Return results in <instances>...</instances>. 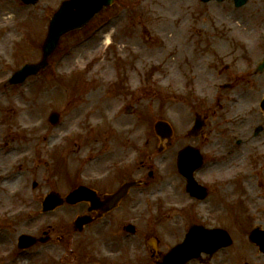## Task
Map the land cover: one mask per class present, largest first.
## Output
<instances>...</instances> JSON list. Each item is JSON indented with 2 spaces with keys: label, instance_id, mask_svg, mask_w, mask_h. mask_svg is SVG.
<instances>
[{
  "label": "rangeland",
  "instance_id": "1",
  "mask_svg": "<svg viewBox=\"0 0 264 264\" xmlns=\"http://www.w3.org/2000/svg\"><path fill=\"white\" fill-rule=\"evenodd\" d=\"M60 1L38 0L25 5L19 0H0V85L24 62L41 58L48 20ZM226 14L224 4L212 2L116 0L82 29L65 34L43 71L4 89L9 93L7 98L0 97V123L4 124L0 126V140L15 136L10 144L19 148L24 144L21 132L29 128L36 131H31L33 141L26 153L2 157L3 166L0 162V264H86L87 233L78 234L71 225L83 212L82 204H63L43 212L40 200L50 189L63 196L69 185L81 183L87 175H112L121 158L136 154L140 160L149 150L150 169L163 184L161 193L150 192V236L158 239L160 252L180 241L191 223L222 226L236 234L248 233L255 225L264 229V135L256 152L244 163L235 161L233 167L220 172H229L233 181L227 176L221 181L212 168L211 136L204 142L187 134L195 110L202 105L210 104L219 117L224 114L215 105L219 99L214 95L200 97L198 82L191 80L196 75L192 74L196 69L191 62L200 58L198 49L206 41L241 42L243 49L233 57L240 64H248L245 70L254 68L264 55V41L259 35H255L259 42L254 43L246 40L245 30H228L222 19ZM227 31L232 34L219 35ZM105 35L109 42H105ZM170 51H179L172 66L166 63ZM256 77L264 82V74L251 78ZM263 96L264 90L249 98L246 125L264 124L259 107ZM199 100L204 101L201 106ZM232 101L224 102L227 110L236 107ZM52 110L60 114L58 125L48 122ZM216 115L208 116L206 133L218 121ZM158 119L167 120L174 130L173 138L163 142L161 151L153 131ZM56 135L55 143L48 145ZM187 144L199 147L204 157L196 178H208L206 182H212L213 187L227 184L218 200L227 204L225 207L210 211L209 200L197 202L184 190L176 156ZM103 150L112 154L100 158ZM8 173L12 177L6 181ZM33 181H38L37 188L32 187ZM175 195L187 205L175 206ZM22 233H46L51 241L18 255L15 243ZM143 249L140 244L141 252ZM139 264H146V258H139ZM150 264H159L151 247Z\"/></svg>",
  "mask_w": 264,
  "mask_h": 264
},
{
  "label": "flooded vegetation",
  "instance_id": "2",
  "mask_svg": "<svg viewBox=\"0 0 264 264\" xmlns=\"http://www.w3.org/2000/svg\"><path fill=\"white\" fill-rule=\"evenodd\" d=\"M193 1L197 3L200 0ZM211 2L226 6L227 14L222 19L227 24L228 30H245L249 37L246 40L249 42L256 41L255 35H259L257 37L264 41V0H212ZM253 30L256 31L253 33ZM225 34L231 35L232 31L219 32V35ZM258 42L259 40L254 43ZM200 44L203 43L200 42ZM202 47L198 49L200 58H195L194 62H191L196 69V73H192L196 75L191 76V80L198 82L196 86L197 91L199 89L202 95L200 97L205 99L214 95L217 100L219 99V103L217 102L215 105H219V109L223 110L224 114L220 117L217 116L216 111L208 103L209 106H205V104L195 110V113L199 114L204 122L203 128L197 132L196 138L206 142L211 136L213 139L211 162L212 168L216 169L215 177L222 181L223 177L227 176L233 181V176L229 175V172L221 175L220 172L233 167L235 161L240 164L244 163L249 154L256 152L258 142L264 135V124L257 123L253 127L246 125L250 119L246 109L249 98L264 90L262 80L257 77L255 80L251 78L252 75L264 74V70L258 71V64L262 62L264 55L259 58L254 68L248 67L245 70L244 67L248 64L245 62L240 64L239 61H234L233 57L234 53L237 55L236 51L243 49L241 42L218 44L215 41H206ZM178 52L176 54L175 51H170L167 54L166 63L172 66ZM246 53L245 50L243 55L245 56ZM225 57H230V60H224ZM8 93L2 90L0 97L7 98ZM230 98H233L232 102L236 104V107L227 110L224 102L230 101ZM202 103L204 101L199 100L198 105ZM210 115L214 117L216 115L218 121L206 133L204 128L208 124L206 120ZM3 125V122L0 123V126ZM31 131H36V129L29 128L21 132L24 144H21L19 148L10 144L16 140L15 136L12 138L9 136V139H5V141L0 140L2 166L4 164L2 157L12 155V153H26L31 148L29 147L33 141ZM148 141L146 140L145 144H148ZM127 144L128 147H131L130 143ZM164 146L161 148L163 149ZM243 149L245 150L237 153ZM110 154H112L110 150H103L100 158L109 157ZM137 159L138 155L136 154L126 157L124 160L121 158L115 167L116 170L112 171V175L102 173L87 175L81 183L68 186L69 189H73L84 185L87 192L91 194V198L80 203L82 204V213L89 215L91 220L83 226L80 232H77L78 234L87 233V240H85L86 264H139V258H146V264H150V192L161 193L163 184L161 181L158 183V180L162 178H157L154 171L150 169V150L142 159ZM244 170L242 169V174ZM1 172L2 170H0ZM10 174L12 173L7 175ZM224 179L227 181V178ZM208 180V178L198 179V182L206 187V197L204 199L191 198L197 202L209 200L210 211L213 207L216 209L218 206L225 207L227 204L220 203L218 200L221 199V192L226 189L227 184L219 183L213 187L212 182H206ZM167 182L170 184L169 180ZM37 183L38 181H33L32 187L37 188ZM157 184L161 185L156 187ZM124 185H127L126 193L118 200L116 206L101 216H97L99 202L104 200L106 195L114 193ZM237 232V234L230 232V243L227 247L212 254L202 253L198 259L190 260L185 264H264V252L260 251L258 245L250 240L248 233ZM47 237L48 240L51 239V236L47 235ZM140 244L144 248L143 252L140 250ZM163 253L159 249L152 250V254L157 257L158 262ZM117 256L118 258H116Z\"/></svg>",
  "mask_w": 264,
  "mask_h": 264
},
{
  "label": "water",
  "instance_id": "3",
  "mask_svg": "<svg viewBox=\"0 0 264 264\" xmlns=\"http://www.w3.org/2000/svg\"><path fill=\"white\" fill-rule=\"evenodd\" d=\"M24 3H35L37 0H22ZM111 0H67L62 2L57 11L52 15L48 23V33L42 45V58L37 63H26L18 69L11 77L10 82L18 83L23 81L28 75L35 74L39 69L44 68L49 54L56 48L60 36L70 30L83 26L96 12L104 5H108ZM264 66V62L260 67ZM264 108V99L262 101ZM49 120L56 123L58 114L52 113ZM202 125L200 119L195 120L191 130L194 132ZM155 131L160 137L169 138L171 129L164 120H157L154 123ZM201 163L198 151L192 147L182 149L178 154V169L186 177V188L190 194L203 197L204 189L197 185L192 177V171ZM123 191H117L106 198L105 202L99 203L101 212L110 209L122 195ZM88 194L83 187H78L65 196L69 203H76L84 200ZM63 199L56 193H49L43 201V210L54 208L61 204ZM89 221V217L78 216L74 221L75 229H81L82 225ZM264 231L254 229L250 233L252 241L260 245L264 251ZM35 242V238L21 234L18 238L20 247H27ZM229 243V235L222 229L207 230L201 226H191L182 243L178 244L163 257L162 264H183L191 258H195L201 251L212 253Z\"/></svg>",
  "mask_w": 264,
  "mask_h": 264
},
{
  "label": "bare ground",
  "instance_id": "4",
  "mask_svg": "<svg viewBox=\"0 0 264 264\" xmlns=\"http://www.w3.org/2000/svg\"><path fill=\"white\" fill-rule=\"evenodd\" d=\"M105 42H109V37H108V35H105ZM58 137H59V136H57V135L54 136V137L49 141L48 145L54 143L55 140H56ZM11 177H12V174H10L8 177H5V180H6V181H7V180H10ZM11 181L14 182V180H11ZM175 197H178V198H179V200H178V198H177L175 206H177V204H180L179 207H185V206L187 205V204L184 203V200H182V197H181V196H179V195H175ZM170 223H171V221H170Z\"/></svg>",
  "mask_w": 264,
  "mask_h": 264
}]
</instances>
